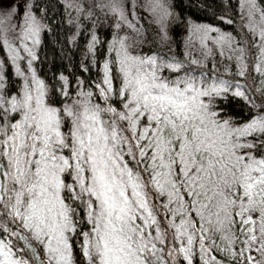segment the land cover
Here are the masks:
<instances>
[{
	"label": "snow or ice",
	"instance_id": "obj_1",
	"mask_svg": "<svg viewBox=\"0 0 264 264\" xmlns=\"http://www.w3.org/2000/svg\"><path fill=\"white\" fill-rule=\"evenodd\" d=\"M58 3L82 75H42L46 10L0 0V264H264V0H226L224 27Z\"/></svg>",
	"mask_w": 264,
	"mask_h": 264
},
{
	"label": "trees",
	"instance_id": "obj_2",
	"mask_svg": "<svg viewBox=\"0 0 264 264\" xmlns=\"http://www.w3.org/2000/svg\"><path fill=\"white\" fill-rule=\"evenodd\" d=\"M31 2L34 6L43 7L46 10L48 22L52 28V31L44 38L40 51L42 62L39 63L38 67L41 74L48 78L59 73L70 76L82 75L79 65L84 60L86 37H77L74 45L68 43L74 29L67 24L66 17H62V8L59 6L58 0H31ZM172 2L174 3L175 13L183 18H191L199 22H210L224 27L217 17L225 14L227 10L226 0H172ZM143 24L148 39V43L144 45L143 50L145 52L149 49L166 52L167 49L159 44L156 28L149 24L148 19H145ZM100 35L103 38L104 32L101 31ZM184 35L183 25L174 24L170 29V36L173 41L171 47L174 52L179 53L183 50L180 44L184 39ZM228 111L239 113L241 107L236 104L230 107Z\"/></svg>",
	"mask_w": 264,
	"mask_h": 264
},
{
	"label": "rangeland",
	"instance_id": "obj_3",
	"mask_svg": "<svg viewBox=\"0 0 264 264\" xmlns=\"http://www.w3.org/2000/svg\"><path fill=\"white\" fill-rule=\"evenodd\" d=\"M17 2H19V0H17ZM5 7H7V5H5ZM154 26V25H153ZM155 27V26H154ZM156 28V27H155Z\"/></svg>",
	"mask_w": 264,
	"mask_h": 264
}]
</instances>
